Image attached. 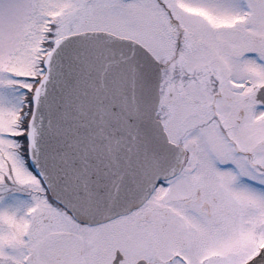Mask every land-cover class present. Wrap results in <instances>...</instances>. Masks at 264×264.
Listing matches in <instances>:
<instances>
[{"label":"snow or ice","instance_id":"obj_1","mask_svg":"<svg viewBox=\"0 0 264 264\" xmlns=\"http://www.w3.org/2000/svg\"><path fill=\"white\" fill-rule=\"evenodd\" d=\"M0 264H264V0H0Z\"/></svg>","mask_w":264,"mask_h":264}]
</instances>
